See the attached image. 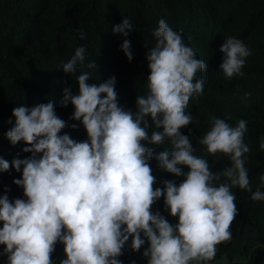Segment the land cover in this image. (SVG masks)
Listing matches in <instances>:
<instances>
[{"label": "clouds", "instance_id": "1", "mask_svg": "<svg viewBox=\"0 0 264 264\" xmlns=\"http://www.w3.org/2000/svg\"><path fill=\"white\" fill-rule=\"evenodd\" d=\"M112 31L125 37L121 50L131 62L126 38L132 23L125 18ZM152 35L156 43L146 56L148 91L137 96L135 114L119 106L114 76L89 83L91 73L83 72L77 78L78 94H72L71 87L63 90V102L73 106L71 119L82 123L87 141L60 134L66 122L56 115L53 102L13 109L15 123L6 137L12 145L23 142L22 151L31 155L11 164L0 159V172L22 169V177L13 184L23 188L26 197L14 201L7 194L0 197V245L7 264H53L58 242L66 255L60 264H121L118 257L129 237L134 252L148 241L143 252L148 264H218L217 246L231 240L230 227L237 216L232 189L250 191L245 168L250 151L244 142L247 121L232 127L225 119L210 118L211 130L199 143L208 154H223L231 161L220 171L210 170L205 158L194 155L191 132L189 136L180 132L192 123L188 104L203 93L204 80L197 73L208 65L164 19ZM79 36L85 38L83 32ZM219 51L224 76H242L249 48L228 37ZM85 58L86 48L77 47L61 66L64 73L83 67ZM87 68L97 66L91 61ZM150 126L154 129L149 138ZM166 140L170 147L158 154L142 144L162 146ZM260 149L264 151V139ZM153 159L161 171L183 177L182 182L177 186L164 180L162 188L154 187L156 177L149 164ZM162 196L169 214L178 217L175 225L151 210ZM251 199L264 201V192L257 189Z\"/></svg>", "mask_w": 264, "mask_h": 264}, {"label": "trees", "instance_id": "2", "mask_svg": "<svg viewBox=\"0 0 264 264\" xmlns=\"http://www.w3.org/2000/svg\"><path fill=\"white\" fill-rule=\"evenodd\" d=\"M125 18L133 26L126 38L131 62L121 50L125 37L112 31ZM160 19L181 33L185 44L196 50V58L208 65L206 71L197 73V78L204 80L203 93L194 95L188 104L192 123L180 129L185 136L191 132L194 155L205 158L213 172L229 167V157L208 154L199 139L211 130L213 116L225 119L232 127L240 120L247 121L244 142L250 151L245 154V168L250 191L232 189L237 216L230 227L231 240L217 246L218 264H223V257L230 264H264V201L251 199L257 189L264 192V151L260 149L264 139V0H0V159L11 164L13 159L31 155L22 151L26 146L23 142L12 145L6 137L15 123L13 109L21 105L31 108L53 102L56 115L66 122L60 134L67 133L77 142L88 140L82 123L71 119L73 106L63 102L65 88L71 87L72 94H78L77 78L83 72L91 73L89 83L106 82L114 76L119 106L135 114L137 96L148 91L146 56L155 46L152 33ZM81 32L84 39H80ZM228 37L241 40L251 51L241 69L243 75L230 79L220 69L224 56L219 51ZM81 46L86 48L84 66L65 74L61 66ZM91 61L96 70L87 68ZM153 129L148 128L149 138ZM142 144L154 148L156 154L170 147L167 140L162 146ZM149 164L161 188L164 180L175 181L177 186L182 182L183 177L161 171L155 159ZM183 171L187 172V167ZM21 177L22 169L19 173L12 168L0 172V197L7 194L10 201L26 199L23 188L13 184ZM5 188L10 191L5 193ZM152 209L170 224L178 223V217L165 208L163 196ZM131 240L129 237L118 257L121 264H148L143 257L148 241L134 252ZM3 251L0 245V264H7ZM51 259L53 264L66 259L63 244H56Z\"/></svg>", "mask_w": 264, "mask_h": 264}, {"label": "rangeland", "instance_id": "3", "mask_svg": "<svg viewBox=\"0 0 264 264\" xmlns=\"http://www.w3.org/2000/svg\"><path fill=\"white\" fill-rule=\"evenodd\" d=\"M154 187L161 188V185L156 183V184L154 185ZM151 210H152L153 213H155V212H154L155 210H153V209H151ZM222 260L224 261L223 264H230V263L228 262V260H227L225 257H223ZM208 263H209V262H208ZM194 264H195V262H194Z\"/></svg>", "mask_w": 264, "mask_h": 264}]
</instances>
